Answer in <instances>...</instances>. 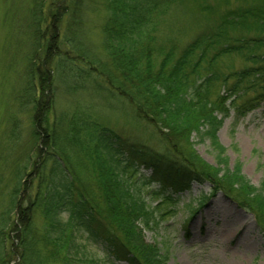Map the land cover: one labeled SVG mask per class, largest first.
I'll return each instance as SVG.
<instances>
[{"label":"trees","instance_id":"obj_1","mask_svg":"<svg viewBox=\"0 0 264 264\" xmlns=\"http://www.w3.org/2000/svg\"><path fill=\"white\" fill-rule=\"evenodd\" d=\"M33 1L36 50H42L43 64L51 56L56 62L52 72L46 69L38 83L31 75L27 85L33 93L35 144L41 143L43 169L36 176L35 191L23 201L12 200L19 215L13 225L21 241L19 263L46 264L52 257L70 264L63 252L78 250L74 238L79 232L102 247L112 264H166L168 252L148 242L145 230L184 207L187 222L219 193L251 212L264 236V179L256 187L243 174L241 163L232 167L218 136L231 111L240 118L264 102V0L224 12L213 29L182 48L174 39H158L162 16L174 0H105L103 54L76 30L88 0H67L69 24L61 34L52 20L55 1L48 6L45 0ZM241 30L245 32L232 33ZM234 53L245 66L227 73L214 68L220 57ZM56 76L71 91L121 99L129 121L150 129L138 130L136 141L131 140L83 100L70 110L54 108L53 118L47 113L40 117L36 94L45 83L54 88ZM40 130L47 138L42 140ZM194 133L210 139L216 164L198 154ZM194 183L208 184L210 191L186 203ZM38 211L45 224L41 234L34 221ZM40 242L48 251L38 261ZM80 262L91 264L93 259L85 256Z\"/></svg>","mask_w":264,"mask_h":264},{"label":"rangeland","instance_id":"obj_2","mask_svg":"<svg viewBox=\"0 0 264 264\" xmlns=\"http://www.w3.org/2000/svg\"><path fill=\"white\" fill-rule=\"evenodd\" d=\"M53 1L55 13L52 20L54 19V24H57V30L61 34L66 31L70 10L65 13L68 11L67 0H45L46 6ZM34 2L0 0V264H6L7 261L20 264L17 252L21 250V241L18 231L13 229L19 215L12 200L14 197L15 201H23L32 194L36 187V176L43 169L39 163V154L43 151L39 149L41 143L35 144L37 136L34 133V103L31 101L33 93L27 89V85L31 75V80L38 83L39 75L46 74V69L52 72L51 65H54L56 60L51 56L47 63L44 59L43 64V52L36 50L38 37L33 35L31 21ZM88 2V8L85 10L82 7L80 10L82 20L76 30L88 46L103 54L105 49L102 43V26L108 16L105 0ZM257 3V0H174L162 16L163 22L157 32L159 42L166 43L168 38L174 39L178 47L182 48L202 31L213 29L224 12ZM249 21L252 22L251 19ZM44 28H47V24ZM241 32L245 31H232L238 34ZM249 33L254 34V30ZM34 62L35 71L32 69ZM245 64L243 58L234 53L220 57L214 68L227 73L242 68ZM55 80L57 85L55 81L54 88L46 86L45 83L39 89L38 95L36 94L40 117L47 113L53 118L54 108L70 110L77 102L83 100L96 108L103 122L111 121L119 132L130 135L131 140L136 141L138 130L150 129L129 121L123 109L125 103L121 99H109L105 95L85 90L71 91L70 85L60 83L62 80L59 76H56ZM263 104L264 102L240 118H236L231 111V115L225 118L218 131L230 165L233 167L236 163H241L243 174L256 187H259L264 179ZM39 133L42 140L47 138L44 131L40 130ZM193 142L202 158L216 164V151L210 139H201L194 133ZM151 143L154 145L152 149H155V143ZM47 163L48 169L50 162ZM142 171L149 173L145 168H142ZM19 183L24 184L20 186ZM209 191L208 184L194 183L186 195L185 202L196 200L199 195ZM187 216V208L184 207L177 213H168L158 226L145 230L148 242L156 243L168 252L166 264H264V236L255 217L231 198L222 193L210 196L185 222ZM62 217L64 221L67 219L66 214ZM34 221L41 234L45 230V224L39 211L36 212ZM75 235L74 241L78 250L67 248L68 250L63 252L70 256V264H80L85 256L93 259L91 264H112L103 248L93 244L86 234L76 232ZM47 247H44L43 242L38 243L37 248L42 249L40 254L35 255L38 261L46 258ZM13 250L16 251L15 254ZM44 262L66 264L63 259L52 257H48Z\"/></svg>","mask_w":264,"mask_h":264}]
</instances>
